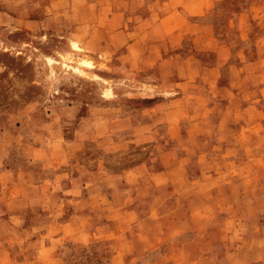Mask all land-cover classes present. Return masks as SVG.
Instances as JSON below:
<instances>
[{"label":"rangeland","instance_id":"rangeland-1","mask_svg":"<svg viewBox=\"0 0 264 264\" xmlns=\"http://www.w3.org/2000/svg\"><path fill=\"white\" fill-rule=\"evenodd\" d=\"M135 7L0 0V264H264V0L218 49Z\"/></svg>","mask_w":264,"mask_h":264},{"label":"crops","instance_id":"crops-1","mask_svg":"<svg viewBox=\"0 0 264 264\" xmlns=\"http://www.w3.org/2000/svg\"><path fill=\"white\" fill-rule=\"evenodd\" d=\"M160 1H164V6L168 10L162 15L159 13L149 12V9H151V7H153L156 3L155 0H129L131 6H136L133 9V12L142 10L137 6L146 7V12L144 13L140 12V14H130H132V20L134 22L145 23V29L148 30L147 35L150 37V42L148 43L147 41L148 44L151 45L154 40L153 37H156L158 42L161 43L160 49H169L170 47L171 49H200L192 39H195L196 37V25H201L200 23L203 22L205 23L203 24V27L208 25L207 30L213 29V34L211 33L212 35L206 36L209 38H215V41L208 43L209 46L215 44L216 48L214 49L227 45L236 46L235 42L227 43L225 38L219 36V29L215 24V20L217 23L219 20L218 18L211 20L206 18L210 6H215V4L220 0H158V3H160ZM120 2L121 1H114L113 5L119 6L121 4ZM117 18L118 16L115 12L113 16L114 21H116ZM250 22V17L245 16L242 11L240 13H236L235 15H230L227 28L233 32L243 30L244 25L246 28V25H249ZM171 39L176 40L172 41ZM223 40L225 42H223ZM133 44H135L134 41L131 42L130 46H134Z\"/></svg>","mask_w":264,"mask_h":264},{"label":"bare ground","instance_id":"bare-ground-1","mask_svg":"<svg viewBox=\"0 0 264 264\" xmlns=\"http://www.w3.org/2000/svg\"><path fill=\"white\" fill-rule=\"evenodd\" d=\"M76 48H79L78 46L75 45ZM84 63L89 66V67H93V63L92 62H89L87 60H84Z\"/></svg>","mask_w":264,"mask_h":264}]
</instances>
